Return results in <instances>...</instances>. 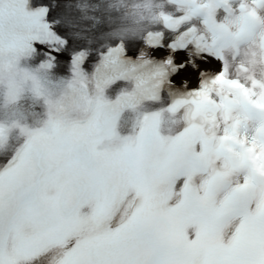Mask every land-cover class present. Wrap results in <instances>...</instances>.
Masks as SVG:
<instances>
[{
    "label": "snow or ice",
    "instance_id": "1",
    "mask_svg": "<svg viewBox=\"0 0 264 264\" xmlns=\"http://www.w3.org/2000/svg\"><path fill=\"white\" fill-rule=\"evenodd\" d=\"M0 97V264H264V0H0Z\"/></svg>",
    "mask_w": 264,
    "mask_h": 264
},
{
    "label": "clouds",
    "instance_id": "2",
    "mask_svg": "<svg viewBox=\"0 0 264 264\" xmlns=\"http://www.w3.org/2000/svg\"><path fill=\"white\" fill-rule=\"evenodd\" d=\"M110 0H88L89 4H98L101 10L106 8ZM13 110L17 111V118L22 119L24 122L32 123L34 120L33 113L39 112V108H34L28 99L19 101L12 108L5 106V101L0 97V120L7 119Z\"/></svg>",
    "mask_w": 264,
    "mask_h": 264
}]
</instances>
